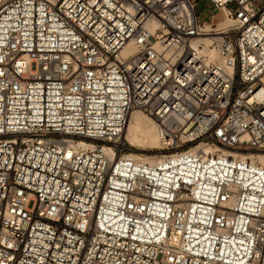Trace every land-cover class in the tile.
Masks as SVG:
<instances>
[{"label":"built area","instance_id":"obj_1","mask_svg":"<svg viewBox=\"0 0 264 264\" xmlns=\"http://www.w3.org/2000/svg\"><path fill=\"white\" fill-rule=\"evenodd\" d=\"M263 86L264 0H4L0 264H264V165L221 150L264 152Z\"/></svg>","mask_w":264,"mask_h":264},{"label":"bare ground","instance_id":"obj_2","mask_svg":"<svg viewBox=\"0 0 264 264\" xmlns=\"http://www.w3.org/2000/svg\"><path fill=\"white\" fill-rule=\"evenodd\" d=\"M3 0H0V2ZM223 12V19L218 22V29L226 28L233 24V18L227 16L228 10L225 9ZM215 25L214 21L206 22L203 27L206 31H210L211 27ZM217 35H209L208 33L205 36H202V40L204 41V48H199L204 54L208 55L210 58H214L217 60L222 61V57L219 55L218 51L215 48L210 46L211 41ZM198 43H195V46ZM131 50L132 47L130 48ZM259 96L264 98V86L259 91ZM160 126L151 118L149 117L143 110L136 109L132 112L129 123L125 129L126 138L128 139L129 145L127 146L129 149L132 150H144L143 146L147 145L152 148H158L161 144L160 141ZM123 144L120 146L122 147ZM124 146V145H123ZM197 149L204 150V153L212 154L214 150L208 146L200 144ZM129 152V156L140 160L145 163H155L158 162L161 158H152L148 155L138 154L134 151ZM223 153L229 156L239 157L246 161H250L253 163H260L264 165V152L262 153H245V152H234L233 150H227L225 148L221 149ZM110 151V150H109Z\"/></svg>","mask_w":264,"mask_h":264},{"label":"rangeland","instance_id":"obj_3","mask_svg":"<svg viewBox=\"0 0 264 264\" xmlns=\"http://www.w3.org/2000/svg\"><path fill=\"white\" fill-rule=\"evenodd\" d=\"M3 1H1L0 4ZM212 9H213V5L210 4L208 1H205V2L199 1L198 2V4H197V12L199 13V17H200V21L201 22L210 21V19H211V10ZM223 16L224 15H223L222 11H218L217 12V14L215 16V19H214L215 25H213L211 27V29L212 28L213 29H218L219 28L218 27V22L223 19ZM122 141H123V144L126 146L125 154H129V152H131L132 149H129L127 147L129 145V142H128V139L126 138V133L125 132H124ZM143 149L144 150H132V151H134L136 153L138 152L139 154H144L145 153L146 155H148V156H150L152 158H161V157H163L164 155H166L168 153V151L166 149L162 148L161 145L158 148H152L150 146L144 145ZM234 152H236V151H234ZM245 153H254V154L257 153L258 154V153H262V152H259V151H248V152H245Z\"/></svg>","mask_w":264,"mask_h":264},{"label":"snow or ice","instance_id":"obj_4","mask_svg":"<svg viewBox=\"0 0 264 264\" xmlns=\"http://www.w3.org/2000/svg\"><path fill=\"white\" fill-rule=\"evenodd\" d=\"M69 156H71V152H69Z\"/></svg>","mask_w":264,"mask_h":264}]
</instances>
